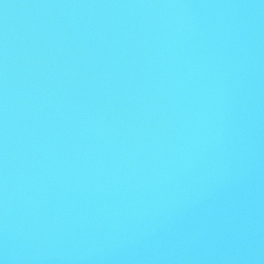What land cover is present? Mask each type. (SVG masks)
Instances as JSON below:
<instances>
[{"label":"water","instance_id":"95a60500","mask_svg":"<svg viewBox=\"0 0 264 264\" xmlns=\"http://www.w3.org/2000/svg\"><path fill=\"white\" fill-rule=\"evenodd\" d=\"M0 264H264V0H0Z\"/></svg>","mask_w":264,"mask_h":264}]
</instances>
